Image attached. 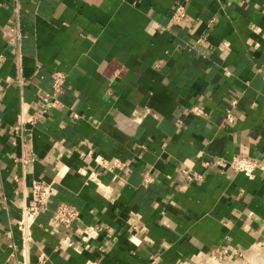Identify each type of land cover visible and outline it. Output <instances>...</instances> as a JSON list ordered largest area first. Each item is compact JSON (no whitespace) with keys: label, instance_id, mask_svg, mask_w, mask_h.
I'll return each instance as SVG.
<instances>
[{"label":"crops","instance_id":"0c3cea01","mask_svg":"<svg viewBox=\"0 0 264 264\" xmlns=\"http://www.w3.org/2000/svg\"><path fill=\"white\" fill-rule=\"evenodd\" d=\"M263 32L264 0H0V264L22 259L36 178L54 188L28 264H264V170L206 164L264 163ZM60 202L80 211L71 228L52 221Z\"/></svg>","mask_w":264,"mask_h":264},{"label":"built area","instance_id":"2783aa9c","mask_svg":"<svg viewBox=\"0 0 264 264\" xmlns=\"http://www.w3.org/2000/svg\"><path fill=\"white\" fill-rule=\"evenodd\" d=\"M186 18L187 15L185 4H183L182 2H178L174 9L172 20L174 22H184ZM21 36V32L16 28L15 36L12 38V41H14V38L19 39V37ZM262 39L264 40V32L262 35ZM65 82L66 75L63 71L53 72L52 91L43 97L44 113L49 109L50 106L60 104L57 95L61 92ZM233 118L234 117L231 114H227L228 121H233ZM136 119L138 120L139 118ZM37 121L38 117L35 114H26L24 112L19 116L18 122L15 125L14 129L17 131H24L26 133V136L28 137V140H31L32 131ZM33 161L34 158L31 157L27 160H24V163H32ZM206 164L215 166L221 170L230 169L235 173H242L249 179H253L257 171L264 170V163L260 162L259 160L242 155H235L230 159L219 157L206 162ZM101 165L109 170H112L115 168H120L122 166V162L118 160L112 163L101 162ZM183 172L186 179L190 182H199L204 179V176L201 173L187 170H184ZM152 181L153 177L149 174V172L144 173L145 184L151 183ZM53 188V183L43 178H36L31 181V190L28 199L22 206L20 217L16 223V227L20 237L19 250L22 256V259L18 260V264H28L30 250L36 243L33 237V226L36 222V219L47 210L49 200L52 196ZM79 218L80 211L66 202H60L52 214V221L60 224L64 228H71L73 223ZM95 230L96 229H92V231L88 235H84L83 240L88 242L89 239L95 238L97 236V232ZM63 243L68 247H72L74 244L72 240L69 239V237H65L63 239ZM11 247L14 248L15 245L11 244ZM84 248H88V244H85ZM47 259L48 258L46 254L41 253L37 259V264H44Z\"/></svg>","mask_w":264,"mask_h":264}]
</instances>
